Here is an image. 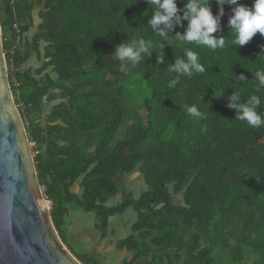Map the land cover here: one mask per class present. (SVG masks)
<instances>
[{
	"label": "trees",
	"instance_id": "trees-1",
	"mask_svg": "<svg viewBox=\"0 0 264 264\" xmlns=\"http://www.w3.org/2000/svg\"><path fill=\"white\" fill-rule=\"evenodd\" d=\"M177 3L183 9L182 0ZM239 3L251 7L253 0ZM210 6L218 14L216 0ZM34 7L40 22L27 38ZM232 14L225 5L213 34L229 43ZM151 15L147 0H0L10 89L34 142L51 221L81 264L106 263L67 244L70 211L93 213L104 237L110 218L128 208L136 218L115 247L147 264H264V127L235 120L228 107L235 91L242 102L256 93L264 37L257 33L244 46L215 53L184 45L199 53L206 71L169 88L175 74L167 69L184 55L171 37L185 27L169 32L170 45L151 32ZM140 35L153 40L154 50L136 68L124 63L130 71L122 73L115 49ZM32 54L43 60L34 73L23 67ZM52 91L56 102L41 125L42 97L48 104ZM185 105H196L204 118L191 117ZM134 172L146 185L138 195L124 182ZM76 182L80 193L72 190ZM118 194L120 201L111 204Z\"/></svg>",
	"mask_w": 264,
	"mask_h": 264
},
{
	"label": "clouds",
	"instance_id": "clouds-1",
	"mask_svg": "<svg viewBox=\"0 0 264 264\" xmlns=\"http://www.w3.org/2000/svg\"><path fill=\"white\" fill-rule=\"evenodd\" d=\"M183 9L178 8L177 0H147L152 8V15L148 21L151 32L161 38V41L169 42V32L176 26L185 27L183 34L176 33L173 38L177 47L195 44L215 53L224 50L226 47L233 49L248 44L252 38L259 33L264 37V0H253L251 7L242 5L239 0H216L219 11L214 15L210 6V0H182ZM231 7L232 15L228 19L232 39L230 43L225 37H216L213 34L220 29V20L224 15V6ZM187 21V25L183 24ZM159 61L163 59V45L159 44ZM264 48V46H262ZM154 50L153 40L140 35L134 37L130 42L118 45L114 52V58L120 62V71L128 74L130 68L122 65L128 63L136 68L144 58L150 57ZM183 57L177 58L175 64L170 65L167 72L175 74L168 82V87H174L179 83L180 77H192L195 74H203L206 69L199 58V53L190 47H183ZM258 57H264L262 52ZM257 57V58H258ZM256 93L244 96L241 101V94L237 91L230 97L228 107L235 110L237 121H242L250 128L264 127V115L258 111L262 99L260 93H264V68L254 73ZM240 81L246 78L241 75ZM186 112L196 120L203 119V113L196 105H185Z\"/></svg>",
	"mask_w": 264,
	"mask_h": 264
},
{
	"label": "water",
	"instance_id": "water-1",
	"mask_svg": "<svg viewBox=\"0 0 264 264\" xmlns=\"http://www.w3.org/2000/svg\"><path fill=\"white\" fill-rule=\"evenodd\" d=\"M7 75L0 26V264H81L59 237Z\"/></svg>",
	"mask_w": 264,
	"mask_h": 264
},
{
	"label": "rangeland",
	"instance_id": "rangeland-1",
	"mask_svg": "<svg viewBox=\"0 0 264 264\" xmlns=\"http://www.w3.org/2000/svg\"><path fill=\"white\" fill-rule=\"evenodd\" d=\"M37 10L38 7H34L32 10L33 24L30 30L26 34L27 38H31L33 32H35L37 29L38 23L40 22V19L37 17ZM18 47L19 49H22L23 44H20ZM42 47H43V43H41L40 45V48ZM42 61H43L42 59H38L35 57L34 54H32L29 57V59L23 64V67L29 68L34 73L35 69H37L41 65ZM47 71L50 72V69H47ZM50 94H51L50 95L51 100L48 102L47 107L45 106L43 107V110L41 112V117H40L41 125L45 124L44 122L45 115L49 109V106L52 105L54 102H56L53 98V91ZM30 147H31L30 149L31 155L33 157L35 151L31 145ZM124 182H125V186L129 190L133 191L134 195H138L140 190H144L146 188L143 178L141 177V174H139L138 172L126 176ZM77 183L78 182L74 184L72 190L76 193H80L79 191L80 189H78ZM110 201L111 204L120 201V194H118L114 199H111ZM180 201L181 198L179 196L173 197V202L180 203ZM75 212L76 213L72 212L73 217H71L68 220L69 224L72 223L71 235L72 236L76 235V233L78 232L79 225L82 227L86 226L87 229L86 234L75 242L82 240V243L84 245H87L86 252L88 256L94 258L98 257L101 260V262L106 264H147L144 259H137L134 253L125 250H117L113 247V241H115L116 238L122 239L130 233L129 227L136 218V214L131 208H128L122 214L115 215L110 218L109 228H112L114 230L113 237L109 238L108 236H106L105 238L102 239L98 238V240H96V233L98 234V231L91 226L94 223V214L91 212H85L82 209H76ZM90 221L91 224H89ZM75 246H77V244H75ZM97 248H99L100 254L95 253V250Z\"/></svg>",
	"mask_w": 264,
	"mask_h": 264
},
{
	"label": "crops",
	"instance_id": "crops-1",
	"mask_svg": "<svg viewBox=\"0 0 264 264\" xmlns=\"http://www.w3.org/2000/svg\"><path fill=\"white\" fill-rule=\"evenodd\" d=\"M135 173V172H134ZM77 185H78V183H77ZM79 186V185H78ZM77 186V187H78ZM78 189H79V187H78ZM80 191V190H79ZM121 197V196H120ZM116 201V200H115ZM114 201V202H115ZM111 202V201H110ZM76 210H71L70 211V213H69V215H68V217H67V221H66V240H67V244H69L75 251H78V252H82V253H85V254H87V252H86V246L87 245H84L83 243H82V240L81 241H78V242H75V241H77L79 238H81V237H83L85 234H86V232H87V229H86V226H78V232L76 233V235L75 236H72L71 234V232H72V230H71V228H72V223H68V220L71 218V217H73L72 216V212H74V213H76L75 212ZM89 224H91V221L89 222ZM93 228H95V226H94V223L91 225ZM92 229V228H91ZM96 229V228H95ZM97 230V229H96ZM112 230V228H109V226H108V231H107V234L104 236V237H102L101 236V233H100V231H98V234L96 233V240H98V238L99 239H102V238H105L106 236H108L109 238H111V237H113L114 235H111L110 233H109V231H111ZM117 239L118 238H116L115 239V241H113V247L116 249V247H115V243H116V241H117ZM112 241V240H111ZM85 243V242H84ZM75 244H77V246H75ZM87 244H89V243H87ZM66 245V244H65ZM67 246V245H66ZM68 248V247H67ZM69 249V248H68ZM118 250V249H117ZM126 251V250H125ZM130 252V251H129ZM95 253L96 254H100V251H99V248H97L96 250H95ZM135 254V253H134ZM88 255V254H87ZM136 255V254H135ZM91 257V256H90ZM94 258V257H93ZM96 259H98L100 262H101V260L98 258V257H95ZM146 261V260H145ZM101 263H103V262H101ZM146 263H147V261H146Z\"/></svg>",
	"mask_w": 264,
	"mask_h": 264
},
{
	"label": "built area",
	"instance_id": "built-area-1",
	"mask_svg": "<svg viewBox=\"0 0 264 264\" xmlns=\"http://www.w3.org/2000/svg\"><path fill=\"white\" fill-rule=\"evenodd\" d=\"M42 104L45 106L47 104V99L45 96L42 97ZM30 145L32 146V148L34 147V142H30ZM42 189V188H41ZM43 192V190H42Z\"/></svg>",
	"mask_w": 264,
	"mask_h": 264
}]
</instances>
